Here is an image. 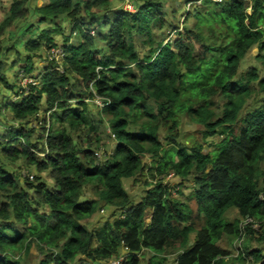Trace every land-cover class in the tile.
<instances>
[{
  "label": "trees",
  "instance_id": "16d2710c",
  "mask_svg": "<svg viewBox=\"0 0 264 264\" xmlns=\"http://www.w3.org/2000/svg\"><path fill=\"white\" fill-rule=\"evenodd\" d=\"M252 1L249 11L244 0H203L201 5L210 10L207 15L196 7L187 17L221 26V45H209L202 29H186L175 40L158 44L154 28L168 23L161 3L153 0L134 3L136 12L113 16L108 13L114 0H44L33 8L37 23L24 28L23 38L11 43L12 51L25 58L28 52L42 51L43 44L55 49L54 33L41 30V25L55 23L56 32L62 33L58 21L66 20L72 28L64 47V70L51 67L40 84L30 85L28 94L17 92L20 100L8 108L19 128L1 138L0 160L28 161L49 175L53 187L38 178L27 182V191L1 164L0 264H23L20 255L36 247L46 258L40 264H107L121 257L124 264H169L172 256L176 264H224L229 253L220 244L226 238L248 235L264 241V106L242 117L252 83L259 81L264 91V79L252 71L247 79L236 80L247 54L256 46L264 52V0ZM30 3L13 1L0 25V55L6 48L2 36L15 23L29 20ZM34 29L41 31L38 39L25 43ZM77 33L78 44H70ZM135 34L150 47L143 58L135 50ZM97 40L104 44V53L96 50ZM26 58L30 74L33 57ZM1 64L0 81L8 84ZM208 66L215 70L205 74ZM9 88L15 91V86ZM218 96L225 99L221 115L214 109ZM98 97L110 104L102 114L116 143L105 161L94 152L100 143L96 124L103 121H92L87 102ZM75 101L77 108L71 105ZM43 107V133L40 143H33L35 131L27 127ZM182 115L202 129L205 144L220 138L212 153H204L203 145L179 144ZM71 132L88 142L77 144ZM163 140L173 147L166 150ZM147 156L154 161L148 170L151 180L141 199L134 201L125 182H137L145 173ZM172 174L183 181L194 177L189 200L193 206L171 193L165 179ZM89 186L97 199L84 197ZM101 203L115 209L114 219L90 229ZM231 209L241 219L257 221L259 234L250 226L243 232L240 221L228 223ZM250 258L252 264H264V255L257 251L241 254L238 260Z\"/></svg>",
  "mask_w": 264,
  "mask_h": 264
},
{
  "label": "rangeland",
  "instance_id": "374dc122",
  "mask_svg": "<svg viewBox=\"0 0 264 264\" xmlns=\"http://www.w3.org/2000/svg\"><path fill=\"white\" fill-rule=\"evenodd\" d=\"M14 0H0V25L3 23L5 18L8 16L10 8L13 4ZM145 0H114L113 5L111 7V11L108 13L110 16L115 15V13L120 11H126L125 6L133 5L134 3L141 5L142 2ZM154 2H160L163 8L161 14L165 17L164 19L167 21V25L162 29L160 26L154 28L153 37L155 41L159 44L164 42V44L169 43L176 39L177 35L180 33H185L186 29H202V34L206 37V41L210 45L214 41L217 45H221L223 41L219 40L217 36L220 35L218 32L221 26L209 27L207 25L199 24L198 19L194 16L189 15L194 14L196 11V7L200 8V12L203 15H207L209 7H205L201 5L203 0H153ZM193 3H190V2ZM200 2V3H199ZM44 3V0H31L30 8H31V15L29 20L26 22L19 21L15 23L14 26L9 28L4 36H2L3 41H5L6 48L3 49V52L0 55V63L3 66L1 70L3 75L7 78L8 84H4L0 81V142L3 136H7L9 132H14L15 128L18 127V123L13 120V114L11 109L8 108L9 104L18 102L20 100V96L17 95V92L20 93H27L30 92V85L40 84L42 81V77L47 69L51 67H57L61 72H63L65 64V51L64 47H66L69 43L66 41V38H70L71 36V28L68 24V21L60 19L58 21L59 25L64 27V31L62 33H58L57 27L55 23H47L45 25H41V30L50 31L52 34V38L57 43L58 47L55 49H50L49 46L46 44L42 45V51L35 52V53H27V57L30 55L33 57L32 65L33 71L28 74L26 70L28 69V64L26 62L27 58L25 56L18 57L17 53L13 50V46L11 43H18V39L23 38V31L24 28L26 29L27 25L37 23L35 15L33 14V8L36 6H41ZM247 6H252V0L246 1ZM194 12V13H193ZM102 16V14H101ZM64 18V17H62ZM35 27L38 24L34 25ZM40 30L34 29L32 34L27 35L24 39L26 43L30 39H38V35H40ZM93 33V32H92ZM135 40V50L139 53L140 57L143 58L144 56L148 55L150 47L144 45L142 36L136 35L134 36ZM80 39V35L74 34L71 37V43L77 45ZM23 42V41H22ZM133 42V41H132ZM10 45V46H8ZM97 51L104 53L105 46L101 42L97 40ZM4 46V47H5ZM197 47H199L197 45ZM52 50V51H50ZM24 55V50H22ZM51 54V55H50ZM33 55V56H32ZM213 56L218 57V53H212ZM57 58L56 61L52 62V59ZM18 60L20 61L18 63ZM57 69V70H58ZM214 67L208 66L205 74L211 73L214 71ZM255 71L259 79H264V52H260L259 47H254L244 58L241 62L238 76L236 80L240 79H247L251 72ZM259 82V81H258ZM258 82H253L251 85L252 95L249 99H247L244 109L242 111V117L245 115L261 108L264 106V91L259 86ZM15 86V91L8 89V86ZM25 90V92H23ZM215 103V111L217 114L221 115L224 110L225 99L223 97L218 96L217 98L213 99ZM89 108H90V117L92 121L96 123L102 119V123L96 124L99 127V141L100 143L96 148H94V152L97 151V156L99 160L105 161L112 152L114 151L116 143H114L112 139L111 129L109 124L106 120V117L102 114L103 107L99 106V102L97 100H87ZM103 102V101H102ZM77 101L73 102V108H77ZM103 105V103H102ZM45 107H43L42 112L39 114L37 119H32L30 125L27 129L32 128L35 133L32 138L33 143H40V136L43 133V124L45 118ZM48 116V115H47ZM241 121V120H240ZM180 138L179 144L182 147L191 146V145H203L204 153H212L215 150V144L220 141V138H214L209 140L207 143L202 140V129L196 126L193 122L190 121L189 117L182 115L180 117ZM12 132V133H13ZM73 139L75 142H83L84 145L88 142L87 138L81 135L80 133L71 132ZM80 140V141H79ZM96 142V141H95ZM166 147V150L171 149L173 146L168 144L167 141H162ZM87 148V146H86ZM44 155L40 154L39 158L43 159ZM153 159L150 156L143 158V165L147 166L145 169V173L138 177V181L130 180L125 182L126 190L133 198L134 201H139L141 197L144 195L145 191H147V186L145 185L146 182L151 180L150 174L148 170L151 166H154ZM4 165L9 173H12L18 178V181L21 183V186L25 187L27 191L28 186L26 185L29 181L30 183H36L38 178H42V181H45L50 187H53V182L50 180L49 175L47 173H43L38 171V169L34 166H31L28 161L26 160H19L18 162H11L6 159L0 160V166ZM261 171L263 176L260 179V186L262 190H264V162L261 166ZM165 183H168L171 193L176 199H179L182 202L189 203L193 206V202H189L192 194L195 190V181L194 177H191L185 181L182 179L175 177L173 174L168 176L165 179ZM84 197L85 198H96V190L93 186H89L84 190ZM97 199V198H96ZM115 209L106 207L104 204L101 203L100 211L96 216L92 219L89 228L96 229L101 227L106 221L113 220V216L115 215ZM119 216V215H117ZM116 218V217H115ZM226 221L228 223H234L235 221H241V218L238 214L236 209H231L226 214ZM258 224V223H257ZM259 226V224H258ZM256 233L259 234L257 230ZM257 234V235H258ZM220 246L225 249L229 253V257L224 260V264H252V260L248 259L246 262L239 261V255L242 253L247 252H261L264 255V241H261L258 238H250L248 235H245L243 239H234V238H226L220 244ZM246 255V254H245ZM23 264H40L42 260H45V256L42 255L38 249V247L34 248L30 254L26 255L22 253L20 255ZM175 258L171 257L169 264H175ZM76 264H88L87 262L83 261L78 262ZM143 264V263H142Z\"/></svg>",
  "mask_w": 264,
  "mask_h": 264
},
{
  "label": "built area",
  "instance_id": "2783aa9c",
  "mask_svg": "<svg viewBox=\"0 0 264 264\" xmlns=\"http://www.w3.org/2000/svg\"><path fill=\"white\" fill-rule=\"evenodd\" d=\"M213 1L214 2H222L223 0H213ZM125 7H126L125 10L127 12H132L133 13V12L137 11L133 5L129 4V5L125 6ZM96 100L99 102L98 104L101 107H106V106L109 105V103L102 102L103 100L101 98H99V97ZM102 103H103V105H102ZM260 199L264 200V194H261ZM247 226H252L254 229H259L258 224L254 220H252L250 218L245 219V221L242 223V227L243 228H246ZM124 260L125 259L123 257H121V258H118V259H114V260L110 261L107 264H124Z\"/></svg>",
  "mask_w": 264,
  "mask_h": 264
},
{
  "label": "clouds",
  "instance_id": "9594fccd",
  "mask_svg": "<svg viewBox=\"0 0 264 264\" xmlns=\"http://www.w3.org/2000/svg\"><path fill=\"white\" fill-rule=\"evenodd\" d=\"M210 1H212V2H214L213 0H210ZM224 1H226V0H223L222 2H214V3H223ZM244 1H247V0H244ZM190 3H192V2H190ZM249 7V6H248ZM251 10V6L249 7V11ZM100 98V97H99ZM104 102V101H103ZM110 105V104H109ZM109 105L108 106H106V107H109ZM106 107H103V109H105ZM261 194H264V191L261 193ZM261 194H260V196H261ZM261 200V199H260ZM261 201H264V200H261ZM245 219H247V218H245ZM245 219H241V228H242V231L244 232L245 231V229L247 228V227H249V226H247L246 228H243L242 227V223L245 221ZM251 219V218H250ZM252 220H254V219H252ZM255 221V220H254ZM256 223H258L257 221H255ZM259 224V223H258ZM252 229H254L252 226H250ZM260 224H259V229H254V230H257V231H260ZM242 254H244V253H242ZM241 255V254H240ZM240 255H239V257H240ZM173 258H175V261H176V256H172ZM124 259H125V257H123ZM170 258L171 257H169V261H170ZM228 258V257H227ZM251 259V258H250ZM124 262H126V259L124 260ZM175 264H176V262H175Z\"/></svg>",
  "mask_w": 264,
  "mask_h": 264
},
{
  "label": "crops",
  "instance_id": "0c3cea01",
  "mask_svg": "<svg viewBox=\"0 0 264 264\" xmlns=\"http://www.w3.org/2000/svg\"><path fill=\"white\" fill-rule=\"evenodd\" d=\"M174 260V262H175V259H173ZM170 262V261H169Z\"/></svg>",
  "mask_w": 264,
  "mask_h": 264
}]
</instances>
